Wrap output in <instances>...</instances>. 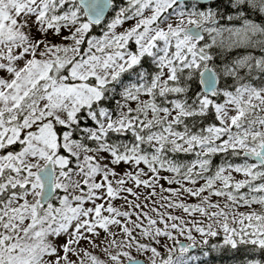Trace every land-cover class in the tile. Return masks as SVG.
Returning a JSON list of instances; mask_svg holds the SVG:
<instances>
[{
  "label": "snow or ice",
  "instance_id": "6c2138e0",
  "mask_svg": "<svg viewBox=\"0 0 264 264\" xmlns=\"http://www.w3.org/2000/svg\"><path fill=\"white\" fill-rule=\"evenodd\" d=\"M0 264H264V0H0Z\"/></svg>",
  "mask_w": 264,
  "mask_h": 264
},
{
  "label": "rangeland",
  "instance_id": "374dc122",
  "mask_svg": "<svg viewBox=\"0 0 264 264\" xmlns=\"http://www.w3.org/2000/svg\"><path fill=\"white\" fill-rule=\"evenodd\" d=\"M167 186V185H166ZM175 187V185H173ZM215 199V198H214ZM189 202H194V201H189ZM241 211H245L246 209H240Z\"/></svg>",
  "mask_w": 264,
  "mask_h": 264
}]
</instances>
